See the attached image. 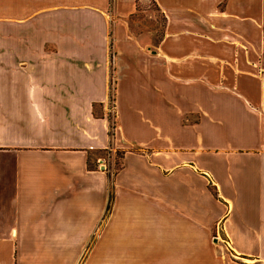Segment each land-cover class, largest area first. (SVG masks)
I'll return each mask as SVG.
<instances>
[{
    "label": "crops",
    "instance_id": "crops-1",
    "mask_svg": "<svg viewBox=\"0 0 264 264\" xmlns=\"http://www.w3.org/2000/svg\"><path fill=\"white\" fill-rule=\"evenodd\" d=\"M220 2L0 0V264H264V0Z\"/></svg>",
    "mask_w": 264,
    "mask_h": 264
},
{
    "label": "rangeland",
    "instance_id": "rangeland-1",
    "mask_svg": "<svg viewBox=\"0 0 264 264\" xmlns=\"http://www.w3.org/2000/svg\"><path fill=\"white\" fill-rule=\"evenodd\" d=\"M228 0H221L218 10L221 11L227 5ZM155 3L151 2L148 6L147 10L140 9L139 13L131 18V28L134 32H143L147 30H156L157 39L163 38L164 26H165V19L164 16L161 14L157 6L154 5ZM114 80L111 79L110 85V92H111V103H110V112H109V120L111 124V131L112 127L114 126L115 122V114H114V107L112 102L114 101ZM117 162L113 165V169L117 170L120 167L119 155L117 153Z\"/></svg>",
    "mask_w": 264,
    "mask_h": 264
},
{
    "label": "trees",
    "instance_id": "trees-1",
    "mask_svg": "<svg viewBox=\"0 0 264 264\" xmlns=\"http://www.w3.org/2000/svg\"><path fill=\"white\" fill-rule=\"evenodd\" d=\"M164 19H165V22H166V18L164 17ZM112 98V97H111ZM100 105H94V115L96 116V117H102V115L101 114H99V112H98V107H99ZM113 128V127H112ZM110 135L112 136L113 135V133L112 132H110ZM118 155H119V157L121 156L120 155V152H118ZM91 168H92V166H90Z\"/></svg>",
    "mask_w": 264,
    "mask_h": 264
}]
</instances>
